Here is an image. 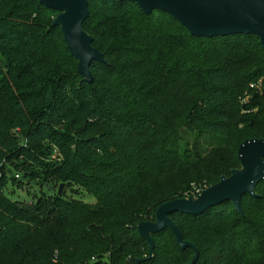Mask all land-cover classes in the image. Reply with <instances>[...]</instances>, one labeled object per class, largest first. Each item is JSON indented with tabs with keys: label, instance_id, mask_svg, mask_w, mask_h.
I'll return each instance as SVG.
<instances>
[{
	"label": "trees",
	"instance_id": "16d2710c",
	"mask_svg": "<svg viewBox=\"0 0 264 264\" xmlns=\"http://www.w3.org/2000/svg\"><path fill=\"white\" fill-rule=\"evenodd\" d=\"M87 2L82 28L105 59L90 63L91 81L52 25L56 10L0 0V264H264V179L258 197H241L242 213L226 201L169 215L196 251L164 228L148 258L136 227L228 176L239 144L264 138L259 38L194 36L163 10ZM20 174L95 202L56 195L19 206L6 186Z\"/></svg>",
	"mask_w": 264,
	"mask_h": 264
},
{
	"label": "water",
	"instance_id": "95a60500",
	"mask_svg": "<svg viewBox=\"0 0 264 264\" xmlns=\"http://www.w3.org/2000/svg\"><path fill=\"white\" fill-rule=\"evenodd\" d=\"M58 13L52 25L59 26L70 54L77 61V70L83 80L91 81L89 70L92 61L105 62L103 54L92 46V37L82 28L88 15L87 0H38ZM146 13L154 9L167 12L194 36H223L228 34H254L264 49V0H131ZM239 168H233L228 176L203 189L195 197L175 198L161 203L154 212V221H140L138 234L147 241L150 258L154 243L151 234L169 229L180 248L194 245L183 240L181 232L170 214L181 212L197 215L204 210L231 201L242 213L241 197L248 194L258 197L255 185L264 179V138H249L237 148ZM63 183L58 194H61ZM197 253L195 254V257ZM141 259H136L137 264Z\"/></svg>",
	"mask_w": 264,
	"mask_h": 264
},
{
	"label": "rangeland",
	"instance_id": "374dc122",
	"mask_svg": "<svg viewBox=\"0 0 264 264\" xmlns=\"http://www.w3.org/2000/svg\"><path fill=\"white\" fill-rule=\"evenodd\" d=\"M247 99L248 95L245 96V100ZM186 138L189 139L190 135L186 134ZM214 144L209 137L205 138L202 142V150L206 151ZM14 178L13 181L8 182L6 191L10 198L22 207L36 205L41 200H51L56 195L66 199H80L87 203L95 202V199L82 189L76 186H67L64 183L59 195L58 190L61 182L53 179H34L30 176L22 177V174L19 178L16 176Z\"/></svg>",
	"mask_w": 264,
	"mask_h": 264
},
{
	"label": "built area",
	"instance_id": "2783aa9c",
	"mask_svg": "<svg viewBox=\"0 0 264 264\" xmlns=\"http://www.w3.org/2000/svg\"><path fill=\"white\" fill-rule=\"evenodd\" d=\"M257 86H259V83H258V82H256V83H251V84H250V87H251V88H253V87H257Z\"/></svg>",
	"mask_w": 264,
	"mask_h": 264
}]
</instances>
